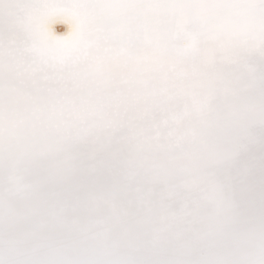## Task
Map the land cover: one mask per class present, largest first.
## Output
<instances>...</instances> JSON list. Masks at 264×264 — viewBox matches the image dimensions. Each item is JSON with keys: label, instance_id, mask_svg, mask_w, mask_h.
<instances>
[{"label": "snow or ice", "instance_id": "6c2138e0", "mask_svg": "<svg viewBox=\"0 0 264 264\" xmlns=\"http://www.w3.org/2000/svg\"><path fill=\"white\" fill-rule=\"evenodd\" d=\"M0 264H264V0H0Z\"/></svg>", "mask_w": 264, "mask_h": 264}, {"label": "bare ground", "instance_id": "6f19581e", "mask_svg": "<svg viewBox=\"0 0 264 264\" xmlns=\"http://www.w3.org/2000/svg\"><path fill=\"white\" fill-rule=\"evenodd\" d=\"M68 31V25L67 24H63L62 25V31L58 32L57 34H65Z\"/></svg>", "mask_w": 264, "mask_h": 264}]
</instances>
